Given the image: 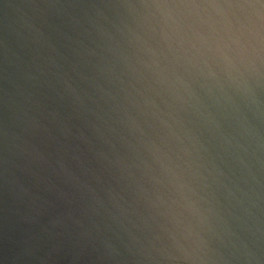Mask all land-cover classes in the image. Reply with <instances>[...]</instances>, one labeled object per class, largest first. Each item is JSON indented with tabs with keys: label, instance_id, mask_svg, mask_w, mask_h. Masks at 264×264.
I'll use <instances>...</instances> for the list:
<instances>
[{
	"label": "water",
	"instance_id": "1",
	"mask_svg": "<svg viewBox=\"0 0 264 264\" xmlns=\"http://www.w3.org/2000/svg\"><path fill=\"white\" fill-rule=\"evenodd\" d=\"M0 264H264V0H0Z\"/></svg>",
	"mask_w": 264,
	"mask_h": 264
}]
</instances>
